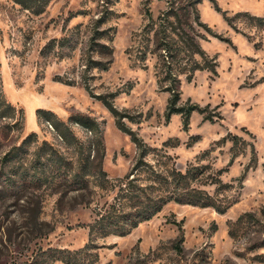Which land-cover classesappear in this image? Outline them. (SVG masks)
<instances>
[{
  "label": "rangeland",
  "instance_id": "obj_1",
  "mask_svg": "<svg viewBox=\"0 0 264 264\" xmlns=\"http://www.w3.org/2000/svg\"><path fill=\"white\" fill-rule=\"evenodd\" d=\"M171 1L0 0V264H264V0L198 2L219 37L201 28L213 64L179 75L188 129L147 29ZM182 176L209 205L170 199ZM130 184L168 202L98 231Z\"/></svg>",
  "mask_w": 264,
  "mask_h": 264
},
{
  "label": "trees",
  "instance_id": "obj_2",
  "mask_svg": "<svg viewBox=\"0 0 264 264\" xmlns=\"http://www.w3.org/2000/svg\"><path fill=\"white\" fill-rule=\"evenodd\" d=\"M16 1L24 5L26 8L32 9H37V7H42V5L45 7L49 2V0ZM199 1L201 0H181V2H178V0L171 1L169 3V8L160 14L157 19H154L152 14L149 13L150 22L148 23L147 27L148 30L154 31L157 41L156 46L160 49H163L164 52L167 53L166 55L162 54V72L166 73L164 80L168 82L167 87L173 93L170 99L169 116H171L172 113H181L186 129H188L190 126L192 113L195 110L201 111L202 109L198 105L176 107L180 99L178 91L180 83L179 75L183 73L184 68L194 71L211 67V61L207 58L205 50L201 44V38H206V33L202 32L201 28L209 31L212 35L219 37V34L213 32V30L202 21L198 9ZM211 1L215 2V0ZM199 57L202 58V60H200ZM166 58L170 59L167 61ZM110 109L114 115L118 117L119 114L117 109H115L114 106H110ZM81 122L86 126L92 127V123L86 120H81ZM55 124L58 126V123ZM118 126L123 131L130 133L132 135V140L138 146H144L138 136L133 131L128 130L121 120H118ZM67 131H62V134L64 137L69 138L70 135ZM72 136L75 137L74 135ZM87 167V162H83L81 168L85 169ZM76 179L78 180V178ZM184 179H186V176L179 177V179L176 181L175 189L172 192L170 199L196 205L202 203L204 205H209V200H205L201 194H195L192 191L190 192V190H187L188 184L182 183ZM70 185L75 187V189H83L87 187L86 184ZM130 185L131 186L129 188L123 189V193L130 202V204L128 202L127 205H131L127 208L131 207V210H125L124 208H121L123 207L121 201L119 206H114L112 211L108 212L106 215H103L99 222L97 221V225L95 226L97 227L98 231L126 234L131 231L133 227L137 226L139 222L154 216V214L168 202L167 198L152 199L146 192H144L146 189L142 188V186L138 184ZM242 218L243 216H241L236 221V224H238ZM235 231V227L232 226L230 234L235 235ZM59 251L62 252V250ZM178 251L181 252L180 245H178ZM83 252V249L74 252L70 251L66 253L65 256H61V254L56 255L54 259H61L68 264H84L87 258ZM54 255L55 254H52L51 257H54Z\"/></svg>",
  "mask_w": 264,
  "mask_h": 264
}]
</instances>
